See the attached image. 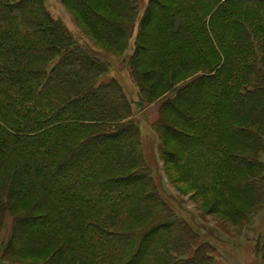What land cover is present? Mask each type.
I'll return each mask as SVG.
<instances>
[{
  "label": "trees",
  "instance_id": "16d2710c",
  "mask_svg": "<svg viewBox=\"0 0 264 264\" xmlns=\"http://www.w3.org/2000/svg\"><path fill=\"white\" fill-rule=\"evenodd\" d=\"M153 1L169 22L163 33L177 26L165 36L196 57L168 76L137 58L155 29L135 38L133 81L151 82L141 98L171 96L155 125L160 155L193 198L210 197L225 221L247 228L264 207V0H201L199 20L184 2L198 0ZM99 8L82 7V29L97 51L121 55L130 24ZM199 42L211 61L198 58ZM109 68L40 0H0V233L12 220L0 264H212L153 182L132 102ZM184 71L201 74L174 88ZM199 159L203 179L185 168ZM260 251L264 242L254 249L264 261Z\"/></svg>",
  "mask_w": 264,
  "mask_h": 264
},
{
  "label": "rangeland",
  "instance_id": "374dc122",
  "mask_svg": "<svg viewBox=\"0 0 264 264\" xmlns=\"http://www.w3.org/2000/svg\"><path fill=\"white\" fill-rule=\"evenodd\" d=\"M40 2L54 20L59 21L67 28L76 40L77 45L97 53L101 59L110 65L105 77L108 79L114 78L122 87L129 101L132 102L133 117L137 121L139 128L141 152L144 160L151 168L153 182L162 191L175 215L186 221L189 227L198 235L195 246L197 244H206L210 248L207 250V255L213 259L212 264H217L222 257L226 260L229 258L230 264H264L260 255L254 252L256 243L261 246L264 242V207L258 211L253 223L247 228L244 227L246 222L238 224L239 226L228 223L221 217V213H216V207L211 208L212 199L210 197L197 196L193 198V188L177 181V174L176 171H173L171 159H163L160 155L161 136L156 131L155 125L159 120V106L164 101V98L170 94L168 92H160L147 100L141 98L144 95L139 92L138 87L150 88L151 82L144 81L138 86L133 81L130 57L134 50L135 38L140 32L148 38V29H155L149 35L153 41L150 48L145 52L139 51L137 58L151 61L154 68L158 65L156 70L168 76L172 72H176L174 68H178V65L196 57L191 55L192 52L189 45L176 44L174 37L165 36L170 32H174L177 26L174 29H170L167 34L163 33L162 29L165 25L162 22L166 20L167 26L169 22L164 16L160 17V19L159 15H157L159 13L156 10V7H159L158 2L156 7H153V5L147 7L148 0H40ZM184 2L186 6L188 5L187 8L190 9L189 14L197 16L199 20L198 15L201 14V10L204 7L201 0L196 3L193 1L191 3ZM189 3L192 7H189ZM160 4H163V2L161 1ZM83 6L96 7L97 11H100L99 7H107L112 11L111 13L109 12L110 14L100 13L106 19L130 24L131 37L127 49L121 55H111L112 50L109 49L106 53L101 50V52L97 51L93 40L82 29L84 22L78 17L80 16L84 19L81 14ZM211 13L207 15L206 19ZM142 19L143 24L141 25ZM198 45L200 48L198 50L200 61H211L212 58H209L210 51H208V47H205L201 42ZM137 66L135 67L137 74L146 71L145 68L139 67V64ZM195 72L184 71L174 80L175 82L178 81L174 84V88L186 84L189 79L201 74L200 72ZM168 147L170 148V146H166L165 149H168ZM188 150H184L186 152L181 158L190 155ZM260 162L264 163V152L261 155ZM198 163L201 168H197V166L195 167L190 163L185 168L188 171L196 168L200 172L206 163H203L201 159H199ZM197 176L203 179L201 172ZM210 208L211 210H209ZM11 223V216L7 215L0 233V251L9 238ZM191 249L194 248L192 247ZM260 253L264 257V252L260 251Z\"/></svg>",
  "mask_w": 264,
  "mask_h": 264
},
{
  "label": "crops",
  "instance_id": "0c3cea01",
  "mask_svg": "<svg viewBox=\"0 0 264 264\" xmlns=\"http://www.w3.org/2000/svg\"><path fill=\"white\" fill-rule=\"evenodd\" d=\"M222 257V256H221ZM229 259V258H228ZM226 260L225 258H221L218 262H217V264H230L229 263V260ZM214 264H216V263H214Z\"/></svg>",
  "mask_w": 264,
  "mask_h": 264
}]
</instances>
